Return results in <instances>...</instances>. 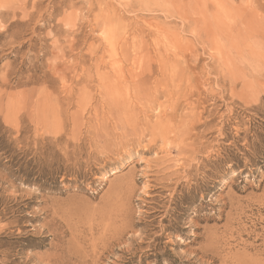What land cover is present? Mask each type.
Here are the masks:
<instances>
[{
	"label": "rangeland",
	"instance_id": "1",
	"mask_svg": "<svg viewBox=\"0 0 264 264\" xmlns=\"http://www.w3.org/2000/svg\"><path fill=\"white\" fill-rule=\"evenodd\" d=\"M249 254L264 264V0H0V264Z\"/></svg>",
	"mask_w": 264,
	"mask_h": 264
},
{
	"label": "bare ground",
	"instance_id": "2",
	"mask_svg": "<svg viewBox=\"0 0 264 264\" xmlns=\"http://www.w3.org/2000/svg\"><path fill=\"white\" fill-rule=\"evenodd\" d=\"M160 31V30H159ZM109 39V38H108ZM122 74V73H121ZM181 184H183V186H187L188 185V183H186V178L184 179V180H182V182H181ZM121 204V203H120ZM117 207H119V205L117 206ZM121 208H120V212L117 214V221H115L116 223H114L115 225H133L132 223H130L129 222V220H128V216H127V213H128V211L127 210H124V209H122V207H124L123 205H121L120 206ZM117 210H118V208H117ZM193 218H194V220L191 222L192 223V226H191V228H195V226L194 225H199L198 224V222L199 221H201V217L199 216V215H197V213H195V215L193 216ZM206 219V218H205ZM204 220V219H203ZM169 225H174V224H169ZM194 226V227H193ZM190 227V226H189ZM117 229V228H116ZM118 229H120L119 227H118ZM208 234V233H207ZM192 235V234H191ZM209 238V237H208ZM211 240V239H210ZM213 240V239H212ZM214 242V241H213ZM217 242V241H216ZM209 244V243H208ZM218 244V243H217ZM210 245H212V244H210ZM210 247V246H209ZM206 250H208V249H206ZM210 250V249H209ZM208 250V251H209ZM221 251V250H220ZM214 252V251H213ZM210 254V253H209ZM212 255H213V253H212ZM253 255V254H252ZM252 255H247V257L246 258H244V261L242 260H240L241 262H240V264H257V258H254V257H252ZM254 256V255H253ZM238 259H240V258H238ZM253 259V262H250L251 260ZM238 261V260H237Z\"/></svg>",
	"mask_w": 264,
	"mask_h": 264
}]
</instances>
